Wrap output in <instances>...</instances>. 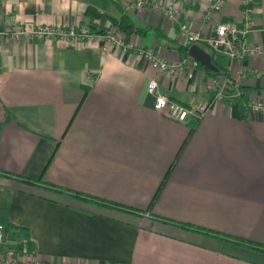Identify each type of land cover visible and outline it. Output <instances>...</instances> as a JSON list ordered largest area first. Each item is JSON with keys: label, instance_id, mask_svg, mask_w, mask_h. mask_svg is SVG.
Wrapping results in <instances>:
<instances>
[{"label": "crops", "instance_id": "1", "mask_svg": "<svg viewBox=\"0 0 264 264\" xmlns=\"http://www.w3.org/2000/svg\"><path fill=\"white\" fill-rule=\"evenodd\" d=\"M141 1L126 11L136 0H0V33L108 25L84 15L91 7L126 18L133 49L181 65L170 77L131 50L0 36V222L47 264H264V114L243 107L264 104V62L186 46L153 7H175L208 36L218 23L243 29L239 0L216 12L212 0ZM252 10L239 50L264 47V0ZM149 79L183 106L211 102L208 112L196 125L164 118ZM211 80L239 96L212 100Z\"/></svg>", "mask_w": 264, "mask_h": 264}, {"label": "built area", "instance_id": "2", "mask_svg": "<svg viewBox=\"0 0 264 264\" xmlns=\"http://www.w3.org/2000/svg\"><path fill=\"white\" fill-rule=\"evenodd\" d=\"M135 5H123L126 11L138 9L142 6L140 0ZM227 0H212L210 11H219ZM243 15V29L238 30L231 24L218 23L208 36H201L196 30L188 26L186 22L179 23L178 11L175 7L162 5L160 2L153 4L154 10L164 15L169 22L176 25L177 36L180 41L190 46L203 44L210 50L225 57L228 62L238 61L244 55L255 60L264 62V47L261 42L248 46H242L239 50L237 45L251 22L252 0H239ZM102 31V33H98ZM264 33V30H263ZM9 34L12 38L30 37L32 39L55 40L57 44L71 48H94L107 55L111 51L126 53L133 51L142 57L148 66L155 72L174 77L179 71V63H167L159 55L151 50L133 49L126 35L113 26L105 25L90 31L85 27H69L63 30L60 26L36 25L30 29L11 28L8 32L0 33V36ZM52 40V41H53ZM195 65V63H193ZM212 100H231L239 96L237 90L229 94L225 86H217L210 81ZM157 82L149 79L145 86L147 95L153 98L152 109L164 118L178 123L186 124L187 121L199 122L208 112L211 102H200L192 106H183L168 97L157 93ZM248 116L264 114V104L260 101H248L243 105ZM0 264H47L25 248V240L10 235L0 223ZM74 264V263H63ZM78 264V263H75Z\"/></svg>", "mask_w": 264, "mask_h": 264}, {"label": "trees", "instance_id": "3", "mask_svg": "<svg viewBox=\"0 0 264 264\" xmlns=\"http://www.w3.org/2000/svg\"><path fill=\"white\" fill-rule=\"evenodd\" d=\"M139 1L136 0V2L134 4H129L128 2H124L123 5H135L136 3H138ZM140 2H142V5H143V1L140 0ZM122 5V6H123ZM123 9L125 10V8L123 7ZM84 15L87 16L88 18H90L93 22L96 21V20H99L101 18H106L107 20V24L109 26H113V27H116L117 29H119L122 33H126L128 32V30L131 28V26H127L125 23H124V20L126 19L124 16H123V21L122 19H119L118 21L117 20H114L113 18L111 17H102V15L98 14L93 8L91 7H87L85 12H84ZM63 30H66L67 28L69 27H63V26H60ZM88 29L90 31H93L94 29H96V25L95 23H92V24H88ZM98 33H102V31H99ZM53 40V39H52ZM50 40V41H52ZM54 42H56L55 40H53ZM57 43V42H56ZM195 125L198 123V122H193ZM162 186V183L159 185L158 189H157V192L159 191V189L161 188ZM156 192V194H157ZM154 200V197L152 198V201H151V204ZM1 223V222H0ZM3 224V226L5 227V230L12 236L15 234V232L17 231L16 229H13L12 227L6 225L5 223H1ZM210 235L216 237V238H220L222 240H225V241H228V242H233L234 244L236 245H240V246H244V247H248V248H253V249H258V248H255L253 247V245L249 242H246V241H243L242 239H231L229 237H224V236H219V235H216L215 233H210ZM30 243L27 239H25V248L26 250L29 252V253H33V251L31 250V247H30ZM258 250H261V251H264V249H258Z\"/></svg>", "mask_w": 264, "mask_h": 264}, {"label": "rangeland", "instance_id": "4", "mask_svg": "<svg viewBox=\"0 0 264 264\" xmlns=\"http://www.w3.org/2000/svg\"><path fill=\"white\" fill-rule=\"evenodd\" d=\"M51 26H54V25H51ZM74 49H79V48H74ZM107 54H109V52Z\"/></svg>", "mask_w": 264, "mask_h": 264}, {"label": "water", "instance_id": "5", "mask_svg": "<svg viewBox=\"0 0 264 264\" xmlns=\"http://www.w3.org/2000/svg\"><path fill=\"white\" fill-rule=\"evenodd\" d=\"M130 17V16H129Z\"/></svg>", "mask_w": 264, "mask_h": 264}]
</instances>
